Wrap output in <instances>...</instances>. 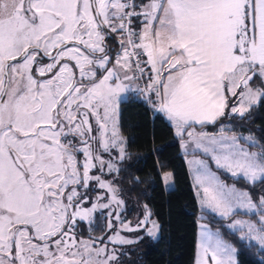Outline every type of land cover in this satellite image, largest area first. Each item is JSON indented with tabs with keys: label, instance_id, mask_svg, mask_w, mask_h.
Returning a JSON list of instances; mask_svg holds the SVG:
<instances>
[{
	"label": "snow or ice",
	"instance_id": "1",
	"mask_svg": "<svg viewBox=\"0 0 264 264\" xmlns=\"http://www.w3.org/2000/svg\"><path fill=\"white\" fill-rule=\"evenodd\" d=\"M126 98L184 153L192 264L264 254V137L229 123L264 106V0H0V264H122L119 246L157 237L147 204L122 218Z\"/></svg>",
	"mask_w": 264,
	"mask_h": 264
},
{
	"label": "trees",
	"instance_id": "2",
	"mask_svg": "<svg viewBox=\"0 0 264 264\" xmlns=\"http://www.w3.org/2000/svg\"><path fill=\"white\" fill-rule=\"evenodd\" d=\"M229 123L237 133L260 139L264 137V106L253 107L242 120L230 118ZM121 124L128 140L127 156L119 163L118 174L126 202L125 215L132 216L135 205L147 204L161 225L156 239L145 237L140 243L122 246V264H192L199 210L179 143L165 120L158 118V114L147 109L139 99L126 98V102H122ZM161 148L162 151H156ZM161 164L165 166L164 171L173 173L172 189H166L156 178ZM222 179L230 184L235 182L230 176ZM236 186L244 190L251 187L243 182ZM261 195H264V185L257 184L253 198ZM214 227L220 228L221 224ZM221 231L226 229L221 228ZM225 238L235 242L229 235ZM237 259L240 264H259L264 254L257 247L247 246Z\"/></svg>",
	"mask_w": 264,
	"mask_h": 264
},
{
	"label": "rangeland",
	"instance_id": "3",
	"mask_svg": "<svg viewBox=\"0 0 264 264\" xmlns=\"http://www.w3.org/2000/svg\"><path fill=\"white\" fill-rule=\"evenodd\" d=\"M237 118H239V117H237ZM186 161V160H185ZM186 166H187V162H186ZM187 169H188V166H187ZM189 176H190V174H189ZM116 180L117 181H119V183H118V187L119 188H121V185H120V179L118 178V175H116ZM190 181H191V177H190ZM174 187V184H173V181L172 182H170L169 183V185L166 187L165 186V188L166 189H172ZM121 195H122V193H121ZM122 196H124V195H122ZM124 198V197H123ZM198 206V205H197ZM142 208H143V205L140 207H138L137 205H135V211H134V214L132 215V216H126L125 215V212H124V209L122 210V212H124V214L122 213V218L125 220V221H131L133 224H135L136 223V221H137V219L138 218H140V216H141V214H142ZM198 210H199V208H198ZM200 215V211H199V214H198V216ZM242 215H243V213H242ZM248 215H250V214H248ZM243 218H248V217H244V215H243ZM219 218L217 217V220H218ZM104 224H105V221H104V218H103V216H100L99 217V219L97 220V226H98V228H103L104 227ZM216 228L214 227V230H215ZM96 235H100L101 233H100V231H96V233H95ZM123 235H126V236H128L129 238H133V237H135L136 235H137V233H122ZM237 235H239V233H237ZM157 236H158V234H157ZM157 238V237H156ZM155 238V239H156ZM225 238V237H224ZM226 240H228L229 242H232L230 239H228V238H225ZM247 243V242H246ZM125 246V245H124ZM120 247V250H121V247L122 246H119ZM122 250H123V248H122Z\"/></svg>",
	"mask_w": 264,
	"mask_h": 264
},
{
	"label": "crops",
	"instance_id": "4",
	"mask_svg": "<svg viewBox=\"0 0 264 264\" xmlns=\"http://www.w3.org/2000/svg\"><path fill=\"white\" fill-rule=\"evenodd\" d=\"M181 152L183 153V151L181 150ZM184 154V153H183ZM186 159H185V156H184V161H185ZM185 163H186V161H185ZM165 186V185H164Z\"/></svg>",
	"mask_w": 264,
	"mask_h": 264
}]
</instances>
